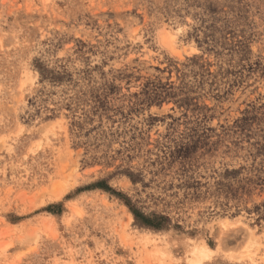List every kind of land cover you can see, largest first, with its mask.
Here are the masks:
<instances>
[{
  "label": "rangeland",
  "instance_id": "obj_1",
  "mask_svg": "<svg viewBox=\"0 0 264 264\" xmlns=\"http://www.w3.org/2000/svg\"><path fill=\"white\" fill-rule=\"evenodd\" d=\"M264 264V0H0V264Z\"/></svg>",
  "mask_w": 264,
  "mask_h": 264
},
{
  "label": "bare ground",
  "instance_id": "obj_2",
  "mask_svg": "<svg viewBox=\"0 0 264 264\" xmlns=\"http://www.w3.org/2000/svg\"><path fill=\"white\" fill-rule=\"evenodd\" d=\"M211 251L212 249L206 245L195 248L192 257L190 258L192 264H201L204 258L211 256L209 255Z\"/></svg>",
  "mask_w": 264,
  "mask_h": 264
}]
</instances>
